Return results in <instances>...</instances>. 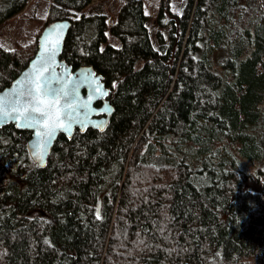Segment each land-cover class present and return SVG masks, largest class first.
<instances>
[{"label": "trees", "instance_id": "16d2710c", "mask_svg": "<svg viewBox=\"0 0 264 264\" xmlns=\"http://www.w3.org/2000/svg\"><path fill=\"white\" fill-rule=\"evenodd\" d=\"M91 2L52 0L35 41L0 46L2 91L45 26L71 20L61 60L93 67L115 108L104 131L60 135L45 168L31 132L0 128V264H264V191L244 188L264 187V0H187L180 15L160 0L158 48L142 0L111 26ZM107 30L120 47L101 48Z\"/></svg>", "mask_w": 264, "mask_h": 264}, {"label": "water", "instance_id": "95a60500", "mask_svg": "<svg viewBox=\"0 0 264 264\" xmlns=\"http://www.w3.org/2000/svg\"><path fill=\"white\" fill-rule=\"evenodd\" d=\"M57 25H63V28L57 30ZM71 26L72 21L67 19L45 26L38 38L35 56L11 85L0 91V128L13 124L18 130L31 132L27 150L33 162L41 168L47 166L50 153L60 135L71 139L76 129L82 133L88 129L104 131L115 111L109 99L110 89L93 67L81 66L73 70L72 66L61 60ZM37 84L40 85L39 92L36 90ZM35 96L47 100L58 99V123L65 128L70 125V131L56 130L46 145H42L37 133L44 131L45 123L51 121L41 113L31 111ZM14 109H19V112ZM29 119L42 122L39 125L33 123L32 127L24 126ZM38 154L43 155L42 160ZM100 212L101 202L98 214Z\"/></svg>", "mask_w": 264, "mask_h": 264}, {"label": "rangeland", "instance_id": "374dc122", "mask_svg": "<svg viewBox=\"0 0 264 264\" xmlns=\"http://www.w3.org/2000/svg\"><path fill=\"white\" fill-rule=\"evenodd\" d=\"M10 0H0V12H4ZM125 0H92L91 4L83 11L89 14L100 10L107 16L108 26H111L117 18V13ZM145 14L150 20L147 24L152 43L158 48L157 33L161 32L167 36V31L156 25L155 18L159 8L160 0H142ZM187 0H171V10L174 14L180 15ZM52 0H28L24 9L14 17L5 20L0 24V46L4 49H16L35 41L37 33L42 24L47 20ZM42 33V32H41ZM41 35V34H40ZM106 43L102 44L103 49L107 45L120 47L121 44L113 37L109 30L106 32ZM252 173V172H251ZM245 190L253 193H263L262 181L253 176L245 184Z\"/></svg>", "mask_w": 264, "mask_h": 264}, {"label": "snow or ice", "instance_id": "6c2138e0", "mask_svg": "<svg viewBox=\"0 0 264 264\" xmlns=\"http://www.w3.org/2000/svg\"><path fill=\"white\" fill-rule=\"evenodd\" d=\"M56 27H57V30H60L63 28V25H57ZM58 42L59 41L57 40V44ZM36 90L37 92L41 90L39 84H37ZM33 100L35 101V103L33 104L31 111L34 113H41L43 117H46L48 120L51 121V123H45L44 131L37 133V135L41 137L42 145H46L47 143L50 142V139L56 130L63 129V130L70 131V125L67 128H65L63 124L58 123V120H59V110L57 109V104L59 102L58 99L47 100L39 96H35L33 97ZM14 111L19 112V109H14ZM53 113H55V115H53ZM41 122H42L41 120H36L33 122L31 119H29L28 122L24 126L32 127L33 123L39 125ZM38 158L42 160L43 155L38 154Z\"/></svg>", "mask_w": 264, "mask_h": 264}, {"label": "bare ground", "instance_id": "6f19581e", "mask_svg": "<svg viewBox=\"0 0 264 264\" xmlns=\"http://www.w3.org/2000/svg\"><path fill=\"white\" fill-rule=\"evenodd\" d=\"M228 7V6H227Z\"/></svg>", "mask_w": 264, "mask_h": 264}]
</instances>
